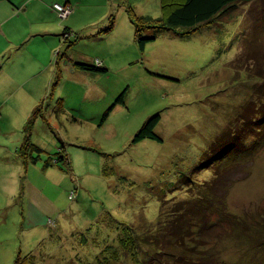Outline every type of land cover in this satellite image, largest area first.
Here are the masks:
<instances>
[{"label": "rangeland", "instance_id": "1", "mask_svg": "<svg viewBox=\"0 0 264 264\" xmlns=\"http://www.w3.org/2000/svg\"><path fill=\"white\" fill-rule=\"evenodd\" d=\"M54 1H0V50L16 54L5 68L24 83L10 97L0 91V264H134L127 253L110 257L121 235L153 226L163 202L200 196L211 208L195 229L204 234L199 249L221 264H264V121L257 141L248 129L238 152L204 157L228 126L243 124L241 109L264 102V0L233 5L191 33L145 28L141 36L154 40L143 48L128 9L159 17L161 0H61L63 18ZM56 23L72 32L58 43L33 34ZM68 59L107 71L75 72ZM154 115L161 140L134 142ZM27 133L43 152L20 166L16 147ZM56 152L67 162L41 173ZM18 179L26 193L34 182L56 200L35 226L25 196H14Z\"/></svg>", "mask_w": 264, "mask_h": 264}, {"label": "trees", "instance_id": "2", "mask_svg": "<svg viewBox=\"0 0 264 264\" xmlns=\"http://www.w3.org/2000/svg\"><path fill=\"white\" fill-rule=\"evenodd\" d=\"M250 1L252 0H161V16L159 17L138 16L132 8H129L128 11L136 24V37L138 36L137 39L140 47L143 48L148 40H154V37L147 38L141 36V31L145 28L163 30L182 28L187 29L185 33H191L211 23L218 15L233 5ZM112 23L113 21L111 20L107 29L112 27ZM66 31L67 33L71 32L68 27L65 28L64 33ZM101 67V65H90L84 61L73 64V68L78 71L90 73H103L107 71ZM123 94L121 93L118 96L111 108L118 102L123 103ZM38 108L39 106L29 116V120H27L28 123L30 121L29 124L36 118ZM109 110L104 112L105 116L108 115ZM241 110L242 112L236 116L235 120L237 121L238 119V122L242 121V128L239 125L234 126L233 123L223 131V134L215 138L204 152L206 163L216 156L221 159L222 154L224 155L233 149L238 152L242 143L241 139L243 138L240 136V132L245 136L248 129H250L248 135L253 136L256 141L261 137L262 122L264 121V112H262L264 111V102H260L259 104L251 102L246 108ZM159 120V115H154L145 121L134 135L133 141L138 142L144 138L161 140L154 131ZM41 152L43 150L31 142L30 134L27 133L24 142H22L18 150L22 164L28 166L29 163H37L41 160ZM34 153L37 156H33ZM59 161L67 162V159L61 152H56L55 157L47 159L43 167L46 169L52 163H58ZM214 170V174H216L217 168ZM212 184L214 183L212 182ZM209 198V196H200L196 200H178L170 207L166 206L165 202H163L160 205V212L156 223L153 226L145 224L147 229L141 233L129 231V234H122L119 241L123 245L111 250L110 257L118 260L122 252L133 257L134 264H221L220 260H215L211 254L199 249L200 245L205 241L204 234L202 231H198L197 233L195 230L196 228L201 230L204 227V223H206L203 221V217L206 215L205 210L211 208ZM261 224L264 225V218ZM31 257L32 255L28 259ZM20 261V258L17 257L14 264H24V262L21 263Z\"/></svg>", "mask_w": 264, "mask_h": 264}, {"label": "crops", "instance_id": "3", "mask_svg": "<svg viewBox=\"0 0 264 264\" xmlns=\"http://www.w3.org/2000/svg\"><path fill=\"white\" fill-rule=\"evenodd\" d=\"M54 3H60L62 5H69L67 2H62L61 0L60 1L59 0H56V1H54ZM50 13L54 16L55 21H57L58 19H56L55 12H53V11L51 12L50 11ZM14 16L15 15L12 14V17H14ZM65 28H67L66 25L63 26L62 23H56V25L54 24V26H52V27L50 25L49 26L47 25L46 28H42L40 31L38 30V31H36L33 34L34 35L41 34L42 37H44V36H46L48 34H52V35H54L56 37L55 43H58V42H60L61 34L64 32ZM68 29L71 30L69 27H68ZM30 34H32V33H30ZM10 45L11 46L12 45L17 46V42H10L9 43V46H7V47L10 48L11 47ZM5 48L6 47H4V48H2L0 50V87L2 86L1 89H0V91L1 92H5L6 93V97H10V96L14 95V93H12V92L18 86H21L24 83L22 84V82L20 81L21 82L20 83L21 85H20L19 83L16 82L22 76H20V75L14 76L13 75V72L10 73V74L7 72V69L5 67L8 65V63H11L12 62V60L16 57L15 56L16 54L13 53V52H10L9 50L5 51ZM65 54H67V53H65ZM32 58L34 59L33 56H32ZM75 62H79V61H77L75 59H71V60L68 59L67 62L65 63L66 64L65 66L68 67L69 65H71L73 67V64ZM46 67H47V63L44 64V66L40 67L41 69H39V70L40 71H44ZM73 69H74L73 71H75V72L78 71L75 68H73ZM31 71L33 72V75H35L37 73V71L35 69L34 70H31ZM25 90L27 92L28 89L25 88ZM40 93L43 94L44 91L40 90ZM27 94L29 95L28 92H27ZM39 98H41V97H38V99ZM29 114L26 115V116L28 117ZM26 116L23 117L24 120H26V118H27ZM23 138H24V133H23ZM31 138H32V134H31ZM22 140L20 142H18V146L16 147V152H18V148L21 145V142H23ZM19 163H20V166H21L22 163L21 162H19ZM36 164L37 163H34V165H36ZM36 169L38 170V168H36ZM39 171H41V173H44L45 172V168L42 166V168H39ZM48 178H49L48 176H47L46 179L43 178L42 179V183L48 181L49 180ZM16 181H17V179H16ZM16 181H14L13 184ZM23 183H24V181H22L20 179L19 182L16 184L17 187H16V190L14 191V196H17V195L19 196V195H22V194H23V196H25V199L27 200V202H28L29 205H28V207L27 206H24V208H23L22 211H23V213H26L29 210V216H30L31 220H34L33 223H32V225L35 226V225L39 224V222L41 220H43V218H46L47 216H49L48 215V212L49 211L52 212L51 205H53V203H55L56 200L50 198L49 195H47V192L44 190V188L41 187L39 184L36 185L34 182L31 183V184L29 182L27 183V185H28V192L26 193L25 190L22 188ZM8 189L12 193V191H11L12 186L10 188H8ZM25 193L27 194V196L25 195ZM39 203H40V205H39ZM42 205L47 206V207H44L43 208V207H41Z\"/></svg>", "mask_w": 264, "mask_h": 264}, {"label": "built area", "instance_id": "4", "mask_svg": "<svg viewBox=\"0 0 264 264\" xmlns=\"http://www.w3.org/2000/svg\"><path fill=\"white\" fill-rule=\"evenodd\" d=\"M53 8L62 17L66 16L69 11L68 5H62L60 3H54ZM70 197H72V193L70 194Z\"/></svg>", "mask_w": 264, "mask_h": 264}, {"label": "bare ground", "instance_id": "5", "mask_svg": "<svg viewBox=\"0 0 264 264\" xmlns=\"http://www.w3.org/2000/svg\"><path fill=\"white\" fill-rule=\"evenodd\" d=\"M68 8H69V7H68ZM72 8H73V7H72ZM55 12H56V11H55ZM66 17H67V16H66ZM62 18H63V17H62ZM66 33H67V31H66ZM66 33H65V34H66ZM71 33H72V32H71ZM64 37H65V36H64ZM66 37H68V36H66ZM181 200H182V199H181Z\"/></svg>", "mask_w": 264, "mask_h": 264}]
</instances>
